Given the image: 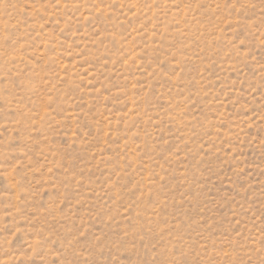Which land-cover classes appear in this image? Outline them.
<instances>
[{"label":"rangeland","instance_id":"374dc122","mask_svg":"<svg viewBox=\"0 0 264 264\" xmlns=\"http://www.w3.org/2000/svg\"><path fill=\"white\" fill-rule=\"evenodd\" d=\"M0 264H264V0H0Z\"/></svg>","mask_w":264,"mask_h":264}]
</instances>
